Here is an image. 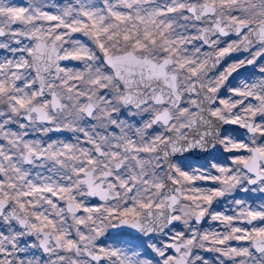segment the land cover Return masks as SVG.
<instances>
[{
    "label": "snow or ice",
    "instance_id": "obj_1",
    "mask_svg": "<svg viewBox=\"0 0 264 264\" xmlns=\"http://www.w3.org/2000/svg\"><path fill=\"white\" fill-rule=\"evenodd\" d=\"M0 264H264V0H0Z\"/></svg>",
    "mask_w": 264,
    "mask_h": 264
}]
</instances>
